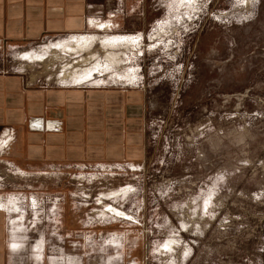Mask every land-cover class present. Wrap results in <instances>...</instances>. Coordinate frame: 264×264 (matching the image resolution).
<instances>
[{
	"label": "rangeland",
	"instance_id": "obj_1",
	"mask_svg": "<svg viewBox=\"0 0 264 264\" xmlns=\"http://www.w3.org/2000/svg\"><path fill=\"white\" fill-rule=\"evenodd\" d=\"M138 13L131 29L0 39V72L30 86L141 88L148 102L143 159L0 161L1 207L16 235L82 264H264V0H146ZM65 209L81 242L66 241Z\"/></svg>",
	"mask_w": 264,
	"mask_h": 264
},
{
	"label": "crops",
	"instance_id": "obj_2",
	"mask_svg": "<svg viewBox=\"0 0 264 264\" xmlns=\"http://www.w3.org/2000/svg\"><path fill=\"white\" fill-rule=\"evenodd\" d=\"M141 5L146 0H0V39L34 42L103 21L131 29L146 21ZM145 96L141 88L30 86L23 75L0 72V161L23 171L141 160L147 153ZM69 211L62 214L66 241L81 242L82 226ZM49 242L16 235L0 203V264H82L65 251L51 253Z\"/></svg>",
	"mask_w": 264,
	"mask_h": 264
},
{
	"label": "bare ground",
	"instance_id": "obj_3",
	"mask_svg": "<svg viewBox=\"0 0 264 264\" xmlns=\"http://www.w3.org/2000/svg\"><path fill=\"white\" fill-rule=\"evenodd\" d=\"M90 74H91V73H90ZM90 74H86V75H84L83 78H84V79H91L92 77H91ZM83 78H82V79H83ZM92 79H93V78H92ZM84 81H85V80H84Z\"/></svg>",
	"mask_w": 264,
	"mask_h": 264
}]
</instances>
